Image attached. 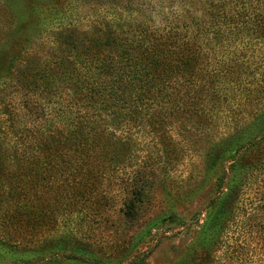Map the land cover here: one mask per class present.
<instances>
[{"label":"trees","instance_id":"1","mask_svg":"<svg viewBox=\"0 0 264 264\" xmlns=\"http://www.w3.org/2000/svg\"><path fill=\"white\" fill-rule=\"evenodd\" d=\"M63 17L47 24L49 54L26 59L4 104L19 147L3 177L11 211L0 215L3 237L16 240L7 224L51 238L68 226V242L98 230L119 251L123 229L133 227V239L152 224L136 230L152 180L167 178L181 152L213 147L211 133L228 128L223 138L245 136L226 149L231 158L215 178L188 264H264V156L255 154L264 129L251 127L264 120V0H109L85 26ZM117 192L122 226L113 231L103 213ZM176 217L170 210L150 220ZM92 252L70 244L49 258L102 264ZM140 256L127 264H142Z\"/></svg>","mask_w":264,"mask_h":264},{"label":"rangeland","instance_id":"2","mask_svg":"<svg viewBox=\"0 0 264 264\" xmlns=\"http://www.w3.org/2000/svg\"><path fill=\"white\" fill-rule=\"evenodd\" d=\"M108 2L109 0H59L56 4L55 1L52 2L55 6L54 10L50 9L52 8L50 0H0V215L5 218L10 216L11 211H5L6 206L3 203L6 191L3 177L12 168V155L18 153L17 148L19 147L16 142L17 136L10 128L4 105L8 102L10 86H15V88H11V93L17 90L18 82L15 80L20 75L19 70L24 68L26 59H30L33 52L35 56L38 53L49 54L51 42L45 35L48 34L47 24L52 26L58 21L61 22L60 16L63 17L62 14H66L63 17L64 22L71 20L81 27L85 26L87 20L92 18L100 6ZM26 10L33 11L31 17L36 20L25 16L24 11ZM21 15L24 16L23 19H21ZM2 24L5 27H2ZM18 98L16 93L11 95L13 101H18ZM251 127L255 132L262 130L261 127L264 129V120ZM215 130L211 133V137L215 141L213 147L211 144L209 148L204 146L202 149L195 148L194 151L181 152L175 160H171L170 175L167 178L158 176L160 175L158 174V177L152 180V187L144 201L139 217L140 224L136 230L143 227L147 221L153 225L150 223L152 226L150 225L147 229L144 226L139 237L133 239L129 238L134 231H131L133 227L123 229L127 233L126 244L123 241L124 248L122 247L120 252H115L108 245L100 242L102 232L98 230H87L82 234L89 239L87 241L75 240L72 242L71 239L68 242L66 237H63L69 231L70 227L68 226H60L56 230L57 233L51 238V236L47 237L50 234L49 230L29 236L7 224L10 234L16 240L20 239V245H11L16 244L17 241L3 237L5 235L0 231V264H25L21 263L23 259L31 260L27 264H65L60 257L50 259V250L52 252L67 249L70 244L90 248L92 253L99 257L102 264H127V259H130L135 252L140 253L142 264H188L192 253L194 254L192 242L204 216L205 206L214 193L215 178L220 174L223 175L231 158L229 157L231 151L228 152L226 149L242 142L245 136L244 134L242 139L223 138L230 132V129ZM263 144L260 143L259 150L255 152L256 155L264 156ZM256 178L257 176L255 180ZM251 190L250 186L246 190V194ZM115 194L116 196L112 200L113 207H108L106 211L108 213H103V216L110 217V221L113 223L111 230L113 231H117V228L120 229L122 226L115 220L120 193ZM246 194L242 195L243 201H245ZM170 210L177 215L173 221L174 224L165 223L162 221L165 220L164 218L159 221L150 220L160 218ZM229 222L230 213L221 218V228L226 229L230 225ZM234 229L232 227L228 233L223 235L221 245L216 252L224 248V241H231ZM73 235L76 238L81 237L77 232H74ZM1 238L6 239L10 244ZM88 241L92 244H89ZM132 242L137 243L134 245Z\"/></svg>","mask_w":264,"mask_h":264}]
</instances>
